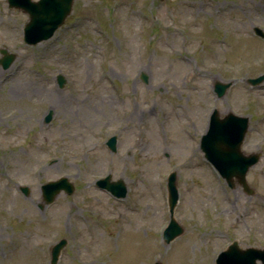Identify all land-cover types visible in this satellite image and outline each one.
Instances as JSON below:
<instances>
[{"label":"rangeland","instance_id":"374dc122","mask_svg":"<svg viewBox=\"0 0 264 264\" xmlns=\"http://www.w3.org/2000/svg\"><path fill=\"white\" fill-rule=\"evenodd\" d=\"M27 21L0 0V50L15 56L0 65V264H49L60 239L57 264H214L232 241L264 246V82H246L264 73V0H73L33 46ZM218 80L232 83L221 98ZM212 108L249 119L253 195L229 188L198 148ZM170 172L182 233L166 244ZM106 175L124 198L95 186ZM61 177L73 193L44 204L41 185Z\"/></svg>","mask_w":264,"mask_h":264},{"label":"water","instance_id":"95a60500","mask_svg":"<svg viewBox=\"0 0 264 264\" xmlns=\"http://www.w3.org/2000/svg\"><path fill=\"white\" fill-rule=\"evenodd\" d=\"M73 0H7L9 7H15L28 14L29 20L23 29V40L28 45H35L52 36L55 29L64 21L71 10ZM259 32V31H257ZM0 53L3 57L0 64L6 69L14 59L13 55H8L5 50ZM146 81L145 76L142 77ZM264 81V74L248 82L257 85ZM59 86H62L64 79L57 76ZM230 83L216 82L214 91L218 97L225 94ZM50 120V113L45 121ZM248 127V118L235 116L228 113L224 118L219 119L217 111L210 119L209 127L206 133L201 137V150L205 158L213 165L220 176L226 181L230 188L234 184H239L243 190L251 195L253 190L248 186L245 176L250 167L257 163L259 154L245 155L241 151V144L244 140ZM110 150H115V137L107 141ZM110 177L98 180L96 185L110 191L115 197L122 198L126 194V188L122 181L110 182ZM168 203L170 211V221L163 232L165 243L170 242L181 234L182 228L174 221L172 217L173 207L177 201V190L175 187V174L171 173L167 181ZM63 190L67 194L73 192V186L66 178H60L56 181L47 182L42 185L41 192L45 204L51 203L54 198ZM24 195L28 194L26 187H21ZM66 240L62 239L51 249V259L49 264H56L61 249L65 246ZM259 261V263H257ZM215 264H264V248H245L241 249L237 242H232L226 250L220 252L215 260Z\"/></svg>","mask_w":264,"mask_h":264}]
</instances>
